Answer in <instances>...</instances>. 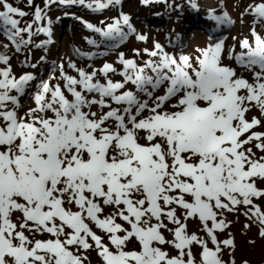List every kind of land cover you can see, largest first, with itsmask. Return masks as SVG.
<instances>
[{
	"label": "snow or ice",
	"instance_id": "snow-or-ice-1",
	"mask_svg": "<svg viewBox=\"0 0 264 264\" xmlns=\"http://www.w3.org/2000/svg\"><path fill=\"white\" fill-rule=\"evenodd\" d=\"M54 3L102 11L122 0H45V8ZM220 7L210 18L232 25L222 2ZM0 9L17 50L33 35H51L45 9L36 6L24 27L16 17L27 12L9 0H0ZM245 14L264 22V0ZM78 19L110 41L123 42L130 33L148 40L123 12L112 23L101 21L104 27ZM251 37L239 40V52L235 44L227 52L228 60L252 73L251 82L224 63L226 36L197 48L196 55L170 54L154 42L142 50L149 57L142 64L120 53L122 81L111 79L117 72L111 63L87 72L69 62L77 76L59 65L63 87L42 81L35 107L23 115L20 97L35 76L17 77L10 57L0 54V264H85L89 250L103 264H235L234 237L219 240L218 233L230 227L225 212L241 207L264 238V210L257 203L264 200V131L255 130L264 128V35L253 27ZM253 109L259 117L249 119ZM189 220L199 221L207 239L188 232ZM133 240L139 250H127ZM194 246L201 249L199 260Z\"/></svg>",
	"mask_w": 264,
	"mask_h": 264
},
{
	"label": "rangeland",
	"instance_id": "rangeland-1",
	"mask_svg": "<svg viewBox=\"0 0 264 264\" xmlns=\"http://www.w3.org/2000/svg\"><path fill=\"white\" fill-rule=\"evenodd\" d=\"M9 2L12 3L13 6L28 13V15L23 18L16 17L21 19L20 27H24L26 24L33 21V13L36 6L45 9L47 18L51 20L50 36L43 33L33 35L31 37L32 43H21L19 50H17L16 44L8 39L7 34L4 31V26L2 22H0V54H6L10 57L9 63L12 67L13 73L17 77L22 73H31L35 76V80L31 82V87L27 89L30 93L27 96L20 97L21 107L19 113L22 115L27 112L29 108L35 107L34 99L32 101L30 98L34 97V94L38 90L42 81L51 80L52 84L61 81L60 84L63 87L64 82L60 79L59 68V65L61 64L64 65V71L66 73L77 76V73L68 67L69 62H74L77 68H83L87 72H92L93 69L99 70L103 67V63H111L117 68L116 73L110 74L111 79H113V81H122L123 77L119 74L123 70V66L119 63L120 53H123L125 58L136 59L138 64H142L144 60L149 59L142 50L145 48L151 50L154 42H160L161 44H164L165 50L170 54L177 55L178 53L188 54L189 52H192V55H196V43L199 39L198 36L207 37L208 35L201 30V27L195 24H190V22L198 23L204 21L205 23L208 21V23H211L208 20V16L211 13H207L206 20L204 19L205 12H203V2L201 0H166V2L160 0V2H152L147 5L143 4L141 0H122L121 5L109 7L102 11H92L84 6L62 5L60 3H54L50 7L45 8V0H32L31 7L28 5L27 0H9ZM221 2L223 8L229 10L233 17L240 18L241 14L245 13V10L250 4L258 3L260 0H217L219 11L221 8ZM199 4L201 6H199ZM193 5H195V7H193ZM233 7L237 16L232 13ZM210 11H214V9H211ZM121 12L130 15L131 22L135 26L137 33L146 34L148 36L147 42L137 40L136 35L131 33L123 42H119L118 40L110 41L99 34L86 29L84 24L81 23V20L78 19L82 18L84 21L90 22L93 25L104 27L105 25L101 24V21H104L105 24L112 23L114 18L119 17ZM241 18L243 19V23H245L246 18H250L251 22L249 27L251 29L255 27L258 33L264 35V22L254 23L255 18L251 14H245ZM42 23L46 26L48 20L46 19ZM36 26L37 25H33L34 31ZM208 26L211 27L210 24H208ZM233 31L234 29H232V27L229 28L227 33H225V36L228 39H231L230 43H233V45L236 44V50H241L237 45V41L232 38ZM246 37L251 40V32L248 33ZM173 38H176L174 45L171 44ZM17 39L19 41V38ZM23 39L25 41L28 40L27 33L23 34ZM88 39L95 40L98 46L87 43ZM4 45H7V47H4ZM37 45L42 46L37 47ZM111 45L115 47L111 48ZM49 47L51 49H49ZM135 49L141 50V55L139 57L135 55ZM79 51H81V55L90 52L91 54L96 53V56L94 59L88 60L87 58H82ZM100 55H103V57L101 60H98V56ZM32 65H35V67H32ZM231 66L237 67V65L234 64ZM0 67H4V65H0ZM241 74H243L249 81H252L250 72L247 71L242 73L241 71ZM53 77H55V79H52ZM97 79H99L101 83L104 82V77L99 72H97ZM127 87L135 90L133 85L129 84ZM65 94L71 98L70 94L67 92ZM95 110L97 109L94 107L93 111ZM255 130L264 131V128H257ZM253 150L257 151L256 149ZM257 155H261V153L257 152ZM262 187H264V185ZM257 203H259L262 210H264V200H259ZM235 213L236 212L229 213L230 220L233 219ZM118 222L123 223L122 221ZM192 222L196 223L199 221H188V223L191 224ZM91 226L93 227V230L95 229L96 232L99 233V235H103V233L95 228L94 225ZM124 226L128 227L127 224H124ZM169 227H172V225H169ZM198 227L200 228V225H198ZM197 234L199 235V233ZM164 235L166 239L172 238L171 234L167 231H164ZM204 237L207 239L206 236ZM37 238L46 239L47 236H37ZM226 238H228L226 234H218L219 240ZM235 239L237 240L239 247V250L237 251L238 253L236 252L235 264H237V256L239 257L238 259L242 260L240 264H243L244 261H247L248 264H264V253L262 249L259 254L253 253V251H251L253 244L246 242L241 236L237 235V232L235 233ZM241 239H243L242 242ZM105 242H107L106 237ZM209 246L213 247L210 242ZM162 247L164 250L168 251L171 256L177 255V250L174 248L168 245ZM131 249L139 250V245L135 240L129 242L127 245V250ZM200 251L201 249L198 246L196 251L193 252L197 257V260H199ZM83 255L88 257L85 264H101V258L97 255L95 250H89L86 253H83Z\"/></svg>",
	"mask_w": 264,
	"mask_h": 264
},
{
	"label": "bare ground",
	"instance_id": "bare-ground-1",
	"mask_svg": "<svg viewBox=\"0 0 264 264\" xmlns=\"http://www.w3.org/2000/svg\"><path fill=\"white\" fill-rule=\"evenodd\" d=\"M215 9V14H219V9L217 6L214 7ZM234 12V10H232ZM218 12V13H217ZM221 13V11H220ZM212 19L210 18V21ZM250 22H251V19L250 18H246L245 19V23H243L242 20L238 19L237 21V27H235L234 29V33L237 32V35L241 38L242 36H247L248 33L251 32V28L249 27L250 25ZM192 24V23H191ZM196 25V24H195ZM198 25H201V28H206L207 25L206 24H203L202 22H198L197 23V26ZM226 26H220V28H225ZM208 29H210V31L212 30L211 28H209L208 26ZM203 30V29H201ZM219 35V34H217ZM199 39L196 43V49L197 48H205L208 44L210 43H215V42H210L206 39V37H200L198 36ZM230 42H231V39H229ZM233 44V43H232ZM232 47V45L229 43L228 39H226L225 41V58H224V63L225 64H229V65H232V61L228 60L227 59V52L228 50ZM54 49H55V46H54ZM237 72L238 74H241V71L242 73L243 72H247L246 70H244L243 68H240V67H237ZM244 70V71H243ZM250 77L252 79V73L250 72ZM57 80V79H56ZM251 82V81H250ZM28 95V91L26 90L25 94L23 96H27ZM24 109V108H23ZM23 111V110H22ZM259 115V112L255 109H253L249 114H248V117L249 119L252 117V116H257ZM259 117V116H257ZM143 142V141H141ZM264 184H261L260 186L262 187ZM111 212V209L108 208V207H105V215L109 214ZM243 212H244V208H240V210L238 212H236L234 215H233V219L230 220V216H229V213L225 212L224 216L226 218L227 221L230 222V227L228 229L225 230V232L223 233H218L219 235H223V234H226L228 236V233H231L232 237H234V242H235V251L233 253V256L235 258V263H236V252L239 250V247H238V242L237 240L235 239V233L237 232V235L241 236L246 242L249 243V240L251 241H255V243H252L253 245V248L251 251H253V253H257L259 254L261 249L263 250V253H264V238H262L260 235H259V225H256L254 223H251L246 217L245 215H243ZM16 219V217H14V220ZM245 224H251V227L249 228H245ZM198 225H200L199 222H192L191 223H188V232L189 233H192V232H197L199 233V235H203L204 236V233L200 230L201 229V225H200V228L198 227ZM255 226V228H254ZM99 234V233H97ZM205 238V237H204ZM243 239H241V242L243 241ZM198 246L196 247H193V252L196 251ZM238 253V252H237ZM171 255V254H170ZM222 257L225 261H229L230 260V257H229V253L228 251H225L223 254H222ZM239 257L237 256V264H240L242 262V260L238 259ZM102 262V261H101ZM103 264V262L101 263Z\"/></svg>",
	"mask_w": 264,
	"mask_h": 264
}]
</instances>
